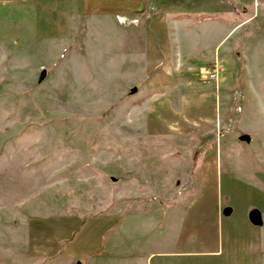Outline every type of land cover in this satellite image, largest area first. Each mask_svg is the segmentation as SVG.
Here are the masks:
<instances>
[{
    "label": "rangeland",
    "instance_id": "1",
    "mask_svg": "<svg viewBox=\"0 0 264 264\" xmlns=\"http://www.w3.org/2000/svg\"><path fill=\"white\" fill-rule=\"evenodd\" d=\"M118 1L0 0V264H119L112 234L191 213L264 233V40L184 46L176 8Z\"/></svg>",
    "mask_w": 264,
    "mask_h": 264
},
{
    "label": "crops",
    "instance_id": "2",
    "mask_svg": "<svg viewBox=\"0 0 264 264\" xmlns=\"http://www.w3.org/2000/svg\"><path fill=\"white\" fill-rule=\"evenodd\" d=\"M120 1L115 2L114 6L123 11L120 9ZM127 1L128 5H132L128 10L145 15V10L149 8L152 10L151 15L161 16L155 18V21L161 23L164 31L168 24H172L169 23L171 18H167L172 12L158 14L156 11L176 8L177 18L173 20L178 28V40L184 46L188 45V34L192 32L193 38L216 49L234 29L244 27L247 38L258 31L257 35L260 36L257 37L264 40V0H159L160 4L157 6L154 3L157 0H142L140 8L133 7L137 4L135 0ZM147 21L145 17L146 25L154 26ZM184 221L185 218L175 222L174 231L168 234L152 232L143 237L144 243L134 245L131 233L112 234L115 236L112 247L118 257L123 256L122 262L119 259V264H264V233L227 231L223 235H210L200 231L202 220L198 215L191 213L186 225ZM256 222L261 224L258 218ZM100 253L103 256V252ZM92 254L87 251L85 256L79 254L84 257L79 261L80 264H90Z\"/></svg>",
    "mask_w": 264,
    "mask_h": 264
},
{
    "label": "built area",
    "instance_id": "3",
    "mask_svg": "<svg viewBox=\"0 0 264 264\" xmlns=\"http://www.w3.org/2000/svg\"><path fill=\"white\" fill-rule=\"evenodd\" d=\"M216 73H217V68L214 67L210 72H209V78L215 79L216 78Z\"/></svg>",
    "mask_w": 264,
    "mask_h": 264
},
{
    "label": "water",
    "instance_id": "4",
    "mask_svg": "<svg viewBox=\"0 0 264 264\" xmlns=\"http://www.w3.org/2000/svg\"><path fill=\"white\" fill-rule=\"evenodd\" d=\"M44 73H45V71L42 70L40 78L44 76ZM132 90L135 91V87ZM241 139L248 140L249 138H248V135L245 134V135L241 136ZM77 264H80V262H78Z\"/></svg>",
    "mask_w": 264,
    "mask_h": 264
}]
</instances>
